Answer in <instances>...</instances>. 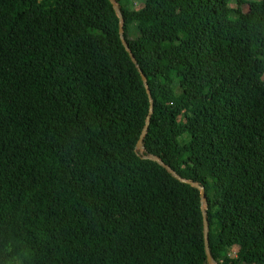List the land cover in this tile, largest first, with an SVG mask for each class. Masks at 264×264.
Instances as JSON below:
<instances>
[{"label":"trees","instance_id":"obj_1","mask_svg":"<svg viewBox=\"0 0 264 264\" xmlns=\"http://www.w3.org/2000/svg\"><path fill=\"white\" fill-rule=\"evenodd\" d=\"M115 1L0 0V264H264V0Z\"/></svg>","mask_w":264,"mask_h":264},{"label":"water","instance_id":"obj_2","mask_svg":"<svg viewBox=\"0 0 264 264\" xmlns=\"http://www.w3.org/2000/svg\"><path fill=\"white\" fill-rule=\"evenodd\" d=\"M110 2L112 3L113 7H114V10L116 11L118 17L120 20H122V14H121V11L119 10L117 4H116V1L115 0H110ZM119 34H120V37H121V40L126 48V50L128 51V53L130 54V57L132 58V60L134 61V63L136 65H138V62L137 60L135 59L133 53L131 52L129 46L127 45L126 43V40L124 38V29L122 27V25L120 26V29H119ZM141 76H142V79H143V82H144V85L145 87L147 88V93L149 95V98L150 100L152 101V97H151V93H150V90L148 89V86H147V78L146 76L141 73ZM150 118V117H149ZM148 125H146L145 127V130H144V133H146L147 129H148ZM137 148L138 149H142V142L141 140L138 142V145H137ZM153 160L157 163H159L160 165L164 166L163 162H161L160 160H158L157 158H153ZM167 170H169L175 177H177L178 179H180V177L173 171L170 169V167L166 166ZM181 181L183 182H186L185 180L183 179H180ZM191 185L199 188V186H197L196 184L194 183H191ZM200 192H201V198H202V204H203V208H207L208 207V200H207V197H206V193H205V189L204 188H200ZM206 215V211L204 212V216ZM208 237H209V225H208V222L207 220H205V242H206V250H207V254H208V261H209V264H215V261L214 259L212 258L211 254H210V251H209V240H208Z\"/></svg>","mask_w":264,"mask_h":264},{"label":"rangeland","instance_id":"obj_3","mask_svg":"<svg viewBox=\"0 0 264 264\" xmlns=\"http://www.w3.org/2000/svg\"><path fill=\"white\" fill-rule=\"evenodd\" d=\"M140 7H141V6L139 5V3H135V4L132 6V8H133V9H136V10H138ZM234 250H238V248L236 247V248H234ZM231 252H232V251H231ZM235 252H236V251H235ZM231 254L234 255V252H232Z\"/></svg>","mask_w":264,"mask_h":264},{"label":"built area","instance_id":"obj_4","mask_svg":"<svg viewBox=\"0 0 264 264\" xmlns=\"http://www.w3.org/2000/svg\"><path fill=\"white\" fill-rule=\"evenodd\" d=\"M236 251V252H235ZM234 252V255H232L231 253ZM232 252L230 253V257L235 259L237 258V255H238V250H234V248L232 249Z\"/></svg>","mask_w":264,"mask_h":264}]
</instances>
